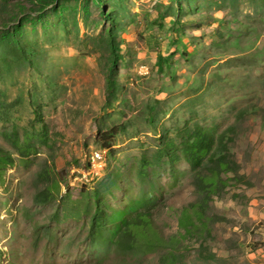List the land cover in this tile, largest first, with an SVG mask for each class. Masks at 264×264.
Returning a JSON list of instances; mask_svg holds the SVG:
<instances>
[{
	"label": "rangeland",
	"instance_id": "1",
	"mask_svg": "<svg viewBox=\"0 0 264 264\" xmlns=\"http://www.w3.org/2000/svg\"><path fill=\"white\" fill-rule=\"evenodd\" d=\"M0 264H264V0H0Z\"/></svg>",
	"mask_w": 264,
	"mask_h": 264
},
{
	"label": "trees",
	"instance_id": "2",
	"mask_svg": "<svg viewBox=\"0 0 264 264\" xmlns=\"http://www.w3.org/2000/svg\"><path fill=\"white\" fill-rule=\"evenodd\" d=\"M186 157L188 162L192 165L194 169H198L201 165V160L197 157L196 153L192 146H188L185 150ZM230 163L226 160L225 157H221L216 161V165L211 169L209 173L198 172V176L203 182V193L208 194L216 190L220 182L222 181L221 173L222 171H227L229 169ZM56 189L59 190L61 187V182H55ZM49 198L48 193L39 192L36 196L37 202H45ZM197 214H201L199 209L195 211ZM191 214L184 210V218H180V225L184 227H189L188 224L192 223L190 220ZM97 213L94 215L93 229L96 226ZM152 228L151 216L147 212L140 213L133 220L127 223L126 227L120 231L119 237L116 239V245L119 249H122L125 244L130 240L135 239V233L139 235H146L147 229ZM155 230V229H153ZM189 230V228H188ZM130 238L128 241L127 239ZM133 246H135L133 244Z\"/></svg>",
	"mask_w": 264,
	"mask_h": 264
},
{
	"label": "bare ground",
	"instance_id": "3",
	"mask_svg": "<svg viewBox=\"0 0 264 264\" xmlns=\"http://www.w3.org/2000/svg\"><path fill=\"white\" fill-rule=\"evenodd\" d=\"M104 155V151H101ZM102 153H97L96 156H93L92 158V162H93V166L96 167L98 165V163L96 162V160L98 159L99 161H102L103 159V155Z\"/></svg>",
	"mask_w": 264,
	"mask_h": 264
}]
</instances>
